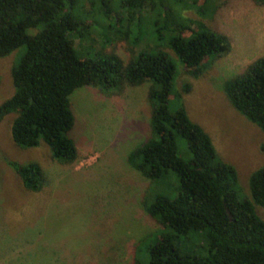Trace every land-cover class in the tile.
<instances>
[{"label": "trees", "instance_id": "trees-1", "mask_svg": "<svg viewBox=\"0 0 264 264\" xmlns=\"http://www.w3.org/2000/svg\"><path fill=\"white\" fill-rule=\"evenodd\" d=\"M253 1L264 6V0ZM84 3L111 21L100 34L113 30L124 40L152 13L153 36L193 77L204 71L205 61L231 50L225 35L180 15L186 0H0V58L25 47L11 70L14 93L0 105V119L15 115L14 144L35 148L42 140L56 161L72 165L78 153L71 137V94L85 86L110 90L147 82L153 136L133 149L127 162L152 183L154 192L160 189L152 201H143L147 215L162 226L158 240L148 247V264H264V219L254 208H264V166L249 178L250 199L241 198L237 172L218 156L210 136L183 107L170 110L176 68L161 49L142 50L127 64L116 54L79 59L71 34L88 27L75 15L76 9L86 12ZM188 31L191 37H185ZM224 93L264 133V57L226 81ZM178 139L185 143L188 159L179 155ZM10 165L25 189L42 190L44 175L37 163ZM191 238L202 254L181 251L179 242Z\"/></svg>", "mask_w": 264, "mask_h": 264}, {"label": "rangeland", "instance_id": "rangeland-1", "mask_svg": "<svg viewBox=\"0 0 264 264\" xmlns=\"http://www.w3.org/2000/svg\"><path fill=\"white\" fill-rule=\"evenodd\" d=\"M84 7L86 12L76 9L75 15L88 27L71 34L77 57L116 54L127 64L142 50L166 52L176 68L170 110L183 107L210 136L218 156L237 172L239 196L250 199L249 178L264 166V133L233 108L224 84L264 57V6L253 0H186L181 16L231 43L227 55L205 61L198 77L153 36L150 9L147 23L124 40L113 30L100 34L111 21L88 3ZM191 36L192 31L186 32L185 37ZM24 52L22 46L0 58V105L14 93L11 70ZM148 87L147 82L110 90L85 86L71 94V137L78 153L72 165L56 161L42 140L35 148H19L11 137L15 115L0 119V264H148V247L162 226L147 215L143 201H152L160 189L154 192L152 183L127 162L129 153L153 136ZM177 146L188 159L182 139ZM10 162L37 163L44 175L42 190L25 189ZM254 208L264 219V208ZM179 243L184 254H202L196 239Z\"/></svg>", "mask_w": 264, "mask_h": 264}]
</instances>
